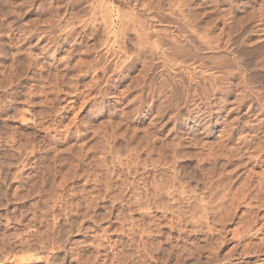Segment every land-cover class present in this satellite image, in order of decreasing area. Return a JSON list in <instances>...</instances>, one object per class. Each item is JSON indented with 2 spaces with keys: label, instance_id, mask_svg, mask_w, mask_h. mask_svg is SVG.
I'll return each instance as SVG.
<instances>
[{
  "label": "rangeland",
  "instance_id": "374dc122",
  "mask_svg": "<svg viewBox=\"0 0 264 264\" xmlns=\"http://www.w3.org/2000/svg\"><path fill=\"white\" fill-rule=\"evenodd\" d=\"M179 1L0 0V264H264V183L232 125L255 99L240 113L238 69L195 80L153 43L185 41ZM195 1L241 37L263 0Z\"/></svg>",
  "mask_w": 264,
  "mask_h": 264
},
{
  "label": "bare ground",
  "instance_id": "6f19581e",
  "mask_svg": "<svg viewBox=\"0 0 264 264\" xmlns=\"http://www.w3.org/2000/svg\"><path fill=\"white\" fill-rule=\"evenodd\" d=\"M141 1V0H140ZM148 1V0H147ZM157 1V0H156ZM174 1V0H173ZM176 1V0H175ZM179 1V0H178ZM181 1V0H180ZM180 1L178 3H175L174 5H176V8L174 9L172 6L171 8H173L174 10H172L170 7L169 9H171L172 11H169V13L171 12L172 15L175 14L176 12L179 14V15H183L184 13V10H183V6L182 4L180 3ZM185 1V0H184ZM182 2V1H181ZM196 2L195 0H186V3H187V7H188V12L186 14V30L183 31L185 32L183 34L184 38H185V43H183L182 41H179L178 38L176 40L178 41H174L172 42L171 46H169L168 48L166 46H164V44L160 41L163 42V40L160 38V41L159 40H153L152 42L153 43H157V47L162 49L164 55L166 57H170V49L172 51H175V52H179V51H182L184 50L185 51V54L186 56H188L187 58H189V63H188V70H189V73L191 75V78L192 79H197V77L199 78H204L208 76H215L216 75V78H231L232 76H234L233 72H229V68H232L234 67L237 71H239V73L242 74V78H243V84H244V90L246 94H243L241 96H237L235 97L236 98V106L234 109H238L240 113L243 112L244 110V107L246 106V101L248 100V98L251 100V99H255L254 102H251L250 101V104L247 105V109L245 112H243L242 115L240 116H236L235 117V120L233 118V126H234V130H236L238 133H240L239 137H240V140L241 142L245 143L246 144V147H247V150H248V156H247V159L245 160V162H242L240 166H242V168H245V170L248 172V176L250 177V180H251V176L253 174H255L256 172H259L260 173V176H259V180H257V183L256 185H263L264 183V57L260 58V61L255 64L249 62V60H246L245 58H243L240 54L243 53L242 51L245 50V52L248 51L247 54H253L255 53L257 50L261 49L263 46H264V0L260 3V6L259 8H255L254 10H252V14L250 13V17L248 18L247 21L243 22V24H241V34L243 38H245L244 36L246 34H248V31L251 32H254V33H260L259 34V39L260 41L258 40V42L255 44H253L251 40L248 41L246 44V46H244V40L243 41V47H245L246 49H242L240 48V44L239 46L237 45L238 42L236 41V39L238 38V36L240 37V33H236V31L232 30L234 28V20L232 21L233 19V16L235 15H231L230 14L234 13L235 11H230V14H227V17L224 18V20H220L219 23H213V22H205V21H202V20H199V16L198 14L201 15V13H197L198 10H196L195 6H196V3L193 5V3ZM205 2V1H204ZM203 2V4H205ZM96 3V2H95ZM146 3V2H145ZM172 3V1H171ZM2 4V3H1ZM149 3H147L148 5ZM201 3V5H203ZM144 5V4H143ZM146 5V4H145ZM157 5V4H156ZM198 5V4H197ZM200 6V5H199ZM232 6V5H231ZM146 7V6H145ZM186 7V6H185ZM195 7V8H194ZM4 8V7H3ZM231 8V7H230ZM14 9V8H13ZM99 9V8H98ZM97 9V11H98ZM162 9V8H161ZM105 10V9H104ZM134 10V9H133ZM131 11V10H130ZM106 12V11H105ZM175 12V13H174ZM82 13V12H81ZM141 13V12H140ZM176 13V14H177ZM168 14V13H167ZM161 15V14H160ZM164 15V14H162ZM248 15V14H247ZM6 16V15H5ZM155 16V15H153ZM152 16V18H153ZM249 16V15H248ZM3 17V16H2ZM117 17V16H116ZM140 17V16H139ZM159 17V16H158ZM74 18V17H73ZM178 18V16H177ZM236 17H234L235 19ZM162 19V18H161ZM166 19V18H165ZM95 20V19H94ZM156 20H159V18L157 17H154L153 18V21H156ZM179 20V19H178ZM236 20V19H235ZM103 21V20H102ZM152 21V22H153ZM161 21V20H160ZM159 21V22H160ZM214 21V20H212ZM110 23V22H109ZM158 23V22H157ZM173 23V22H172ZM111 24V23H110ZM109 24V25H110ZM148 24V23H147ZM160 24V23H159ZM221 24V26H220ZM105 25V24H104ZM112 25V24H111ZM107 27V26H106ZM142 27V25H141ZM145 24L144 26L142 27L145 28ZM153 27V26H152ZM149 28V27H148ZM148 28H146V33L144 32L145 29H144V34H147V37L143 40H147V42H150V33L148 31ZM151 28V27H150ZM166 28V27H165ZM22 29V28H21ZM108 29V28H107ZM181 29V28H179ZM157 30V29H156ZM184 30V28L182 29ZM74 31V29H73ZM135 31V30H134ZM148 31V32H147ZM234 31V32H233ZM120 32V31H119ZM139 32V31H138ZM165 32V31H164ZM239 32V31H238ZM117 33V32H116ZM152 33V32H151ZM159 34V33H158ZM171 34V33H170ZM149 35V36H148ZM251 36V35H249ZM247 35V37H249ZM119 37V36H118ZM140 37V36H139ZM144 37V36H142ZM240 37V38H241ZM152 38V37H151ZM181 39V38H180ZM241 40V39H240ZM239 40V41H240ZM101 41V40H100ZM105 41V40H104ZM116 41V40H115ZM134 41V40H133ZM156 41V42H155ZM170 41H172V39H170ZM107 42V41H106ZM142 42V41H141ZM145 42V41H144ZM168 42V41H167ZM166 42V43H167ZM224 42V43H223ZM237 42V44H236ZM241 42V41H240ZM153 43H152V46H153ZM222 43V44H221ZM143 44V43H142ZM161 44V45H160ZM224 44V49L226 50V54L229 55L228 56H224L226 57L225 59L228 60V62H223L221 61V58H223L222 56H216V54H219V53H215L214 50H217L220 49L222 47V45ZM147 45V44H146ZM155 45V44H154ZM170 45V43H169ZM112 46V45H111ZM137 46V45H136ZM186 46V47H184ZM156 47V48H157ZM117 49V48H116ZM121 49V48H120ZM223 49V48H222ZM95 50V49H94ZM123 50V49H121ZM224 50V51H225ZM7 51V50H6ZM53 51V50H52ZM77 51V50H76ZM113 51V50H112ZM144 51V50H143ZM118 52V51H117ZM138 52V51H137ZM211 54L214 52L215 53V56H212L213 58H216L217 57V60H213L210 55L208 54ZM180 53H183V52H180ZM258 53V52H257ZM76 54V53H75ZM128 54V53H127ZM170 54V55H169ZM176 54V53H175ZM224 54V53H223ZM174 55V54H173ZM177 55V54H176ZM214 55V54H213ZM94 56V55H93ZM182 56V55H181ZM263 56V55H261ZM15 57V56H14ZM33 57V56H32ZM111 57V56H110ZM174 57V56H173ZM219 57V58H218ZM221 57V58H220ZM219 59V60H218ZM224 59V58H223ZM175 60V59H173ZM88 61V60H87ZM109 61V60H108ZM150 61V60H149ZM177 61V60H176ZM226 61V60H225ZM179 62V61H178ZM183 62V61H182ZM157 64V63H156ZM185 64V63H184ZM164 65V64H163ZM65 66V65H64ZM158 66V65H157ZM156 67V66H155ZM97 68V67H96ZM231 68V69H232ZM76 70V69H75ZM122 70V69H121ZM54 72V71H53ZM76 73V72H75ZM233 74V75H232ZM55 76V74H54ZM137 76V75H136ZM59 77V76H58ZM17 78V77H16ZM239 78V77H238ZM195 79V80H196ZM213 79V78H212ZM52 80V79H51ZM198 80V79H197ZM225 80V79H224ZM230 80V79H229ZM135 81V80H134ZM229 82V81H228ZM230 83V82H229ZM238 84V83H237ZM92 87V86H91ZM190 89V88H189ZM243 90V89H242ZM243 90V91H244ZM212 92V91H211ZM217 92V91H216ZM196 94V93H195ZM249 94V97H247ZM29 95V94H28ZM209 96V95H208ZM171 98V97H170ZM69 99V98H68ZM253 99V100H254ZM85 102V101H84ZM167 102V101H166ZM249 103V102H248ZM5 107V106H4ZM220 111L222 110H216L215 111V114L216 113H220ZM228 112V111H227ZM114 113V112H113ZM219 115V114H218ZM243 115H245V117H251L250 119L251 120H246V119H243ZM157 116V115H156ZM160 116V115H159ZM221 118V117H220ZM219 119V118H218ZM28 120V119H27ZM153 120V119H152ZM217 120V119H215ZM217 122V121H216ZM153 123V122H152ZM46 128V127H45ZM47 129V128H46ZM228 130V129H227ZM232 131V130H231ZM208 133V132H207ZM206 135V134H205ZM230 135V134H229ZM228 135V136H229ZM223 138V137H222ZM140 139V138H139ZM238 141V140H237ZM171 142V141H170ZM249 142V143H248ZM205 143V142H204ZM208 144V143H207ZM245 147V145H244ZM39 148V147H38ZM173 150V149H172ZM151 152V151H150ZM149 153V152H148ZM212 153V152H211ZM151 156V155H150ZM207 157V156H206ZM209 157V156H208ZM227 158V157H226ZM237 158V157H236ZM133 159V158H132ZM145 159V158H144ZM104 161V160H103ZM23 162V161H22ZM167 162V161H166ZM141 163V162H140ZM136 164V163H135ZM141 165V164H140ZM127 166V165H126ZM156 166V165H155ZM257 167H259L260 171H256ZM235 168V167H234ZM237 168V167H236ZM244 170V171H245ZM212 171V170H211ZM245 171V172H246ZM196 173V172H195ZM258 178V177H257ZM253 179L254 177L252 178V182L251 184L248 182V184L244 183V185L240 186L241 188L239 189V192H240V196L235 193L237 192L234 191V194L238 195L241 199L245 200L244 198H253L254 195H251V191L253 190H256L257 188L255 187H258L255 185L254 187V183H253ZM245 180V179H244ZM241 182V181H239ZM238 182V183H239ZM165 184V183H164ZM167 184V183H166ZM242 184V183H240ZM239 184V185H240ZM238 185V186H239ZM253 185V189L251 188ZM172 186V185H171ZM163 188V187H162ZM261 188H263L261 186ZM258 190V189H257ZM256 190V191H257ZM263 190V189H262ZM161 191V190H160ZM252 191V192H253ZM174 192V191H173ZM177 192V191H176ZM187 192V191H186ZM255 192V191H254ZM254 192L252 194H254ZM152 193V192H151ZM181 193V191H180ZM217 194V193H216ZM148 195V194H147ZM196 195V194H195ZM200 195V194H199ZM234 195V196H235ZM152 196V195H151ZM193 196V195H192ZM212 196V195H211ZM229 196V195H228ZM252 196V197H251ZM181 197V196H180ZM199 197V196H198ZM197 197V198H198ZM231 197V196H230ZM256 197V196H255ZM215 198V197H214ZM193 199V198H192ZM208 199V198H207ZM254 199V198H253ZM252 199V200H253ZM239 200V199H238ZM239 200V201H240ZM241 200V201H243ZM248 200V199H247ZM247 200H245L244 202H248ZM251 203V201H250ZM249 203V204H250ZM252 204V203H251ZM218 208V207H217ZM220 208V207H219ZM189 209V208H188ZM207 209V208H206ZM222 209V208H221ZM257 210V209H256ZM218 211V210H217ZM256 212V211H255ZM177 213V212H176ZM227 214V213H226ZM228 217V216H227ZM249 217V216H248ZM224 218V217H223ZM231 218V217H230ZM255 219V218H254ZM221 223V222H219ZM161 224V223H160ZM214 224V223H213ZM171 225V224H170ZM193 226V225H192ZM264 226V224H263ZM175 227V226H174ZM181 228V227H180ZM248 228V227H247ZM251 228V226H250ZM249 228V229H250ZM260 229V228H259ZM258 229V230H259ZM262 229V228H261ZM245 232V230H244ZM241 233H243L241 231ZM222 235V234H221ZM224 236V235H223ZM262 237V236H261ZM243 238V237H242ZM250 240V239H249ZM216 242V241H214ZM260 242V241H259ZM218 243V242H217ZM217 245V244H216ZM254 246V245H252ZM207 247V246H206ZM218 247V246H217ZM243 248V247H242ZM245 253V252H244ZM249 253V252H248ZM230 254V253H229ZM246 254V253H245ZM208 255V254H207ZM199 256V255H198ZM215 256V255H214ZM12 257V256H11ZM210 260V259H209ZM216 262V261H215ZM189 264V263H188ZM198 264V263H197Z\"/></svg>",
  "mask_w": 264,
  "mask_h": 264
}]
</instances>
